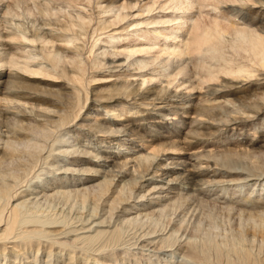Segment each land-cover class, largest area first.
<instances>
[{"label":"bare ground","instance_id":"bare-ground-1","mask_svg":"<svg viewBox=\"0 0 264 264\" xmlns=\"http://www.w3.org/2000/svg\"><path fill=\"white\" fill-rule=\"evenodd\" d=\"M58 2L0 0V264H264V0Z\"/></svg>","mask_w":264,"mask_h":264},{"label":"rangeland","instance_id":"rangeland-1","mask_svg":"<svg viewBox=\"0 0 264 264\" xmlns=\"http://www.w3.org/2000/svg\"><path fill=\"white\" fill-rule=\"evenodd\" d=\"M56 1L58 2V0H56ZM214 12H217L216 14H217V16H219L218 17L219 19H220V17H221V20L224 19L225 15H223L218 10L215 11L214 9H211V7L204 8L203 12H201V14H205V17H209L212 14H214ZM196 14L197 13H195V17L198 16ZM193 112H194V110H193ZM135 123H137V122H135ZM139 123L142 126H146V125L150 126L151 125L153 127V132L152 133L154 134L155 137L160 138V139L183 138L184 136L195 137L196 136L195 133L198 132L197 129H194V130L193 129L192 130H190V129L189 130L188 129H179V128H176L175 126L166 125V124H163L161 122H157V120H152V119L143 120V121H140ZM125 124H126V128L129 127V125H131V124H128V123H125ZM208 125H209V123H206V126H208ZM233 130H235V129H233ZM200 131L203 132V135L201 136L202 138L210 137V135H208V131H207L206 128L203 129V130H200ZM226 131H228V129ZM241 132H242V136H245L247 139H252L253 141H257L259 143V145L263 144V143H261V137L259 136V133H255L254 134L252 131L247 133L244 130H242ZM124 134H126V133L124 132ZM127 134H131L132 136L136 137V136L139 135V132L137 133V129H135L134 132L133 131L132 132L131 131H127ZM91 140L93 142H96L93 139H91ZM159 163L164 164V162L161 161V160H160ZM163 258L166 259V260L164 259V262H167V260H170V262H172V263L175 262V264H199L196 260H194L192 258H189L187 256H184L182 254L180 256V254H178L177 252L166 253L165 257H163Z\"/></svg>","mask_w":264,"mask_h":264}]
</instances>
